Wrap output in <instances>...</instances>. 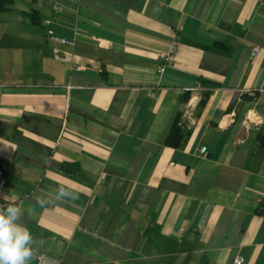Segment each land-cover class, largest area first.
I'll return each instance as SVG.
<instances>
[{
	"label": "crops",
	"instance_id": "obj_1",
	"mask_svg": "<svg viewBox=\"0 0 264 264\" xmlns=\"http://www.w3.org/2000/svg\"><path fill=\"white\" fill-rule=\"evenodd\" d=\"M55 1L0 19V205L31 261L264 264V0Z\"/></svg>",
	"mask_w": 264,
	"mask_h": 264
},
{
	"label": "clouds",
	"instance_id": "obj_2",
	"mask_svg": "<svg viewBox=\"0 0 264 264\" xmlns=\"http://www.w3.org/2000/svg\"><path fill=\"white\" fill-rule=\"evenodd\" d=\"M56 192V200L78 198L73 190L64 186L58 187ZM23 217L20 206L12 203L0 205V264H31L34 246L43 243L34 238L29 228L22 223Z\"/></svg>",
	"mask_w": 264,
	"mask_h": 264
},
{
	"label": "built area",
	"instance_id": "obj_3",
	"mask_svg": "<svg viewBox=\"0 0 264 264\" xmlns=\"http://www.w3.org/2000/svg\"><path fill=\"white\" fill-rule=\"evenodd\" d=\"M53 5L55 8L59 7V4L57 1L53 0ZM50 38L56 42L60 43H69L70 40L64 36H59L52 34L50 35ZM175 47H172L169 52H164L161 55L163 63L159 65L158 67V72L162 73L165 71V68L167 65H169L173 60H174V55H175ZM260 51L259 46H254L252 48V56H255L258 54ZM78 69H81V66H77ZM154 96V93L152 94ZM207 150L206 147L202 148V152H205ZM7 177L5 174L4 166L0 163V190L4 189L7 186ZM245 260L242 256H236L233 259L232 264H244ZM31 264H47L46 256L44 254H38L37 255V262H32Z\"/></svg>",
	"mask_w": 264,
	"mask_h": 264
},
{
	"label": "trees",
	"instance_id": "obj_4",
	"mask_svg": "<svg viewBox=\"0 0 264 264\" xmlns=\"http://www.w3.org/2000/svg\"><path fill=\"white\" fill-rule=\"evenodd\" d=\"M14 0H0V19H1V13L7 9H9L10 5L13 3ZM36 11H33V12H30V16H31V19L33 21H36ZM206 98L204 97L202 100H201V104H203L205 102ZM258 138H259V141L261 143V146L262 148L264 149V134H259L258 135Z\"/></svg>",
	"mask_w": 264,
	"mask_h": 264
}]
</instances>
